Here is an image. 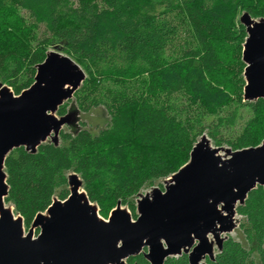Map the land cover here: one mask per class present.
<instances>
[{"label": "trees", "instance_id": "16d2710c", "mask_svg": "<svg viewBox=\"0 0 264 264\" xmlns=\"http://www.w3.org/2000/svg\"><path fill=\"white\" fill-rule=\"evenodd\" d=\"M21 10L34 20L24 19ZM240 10L264 17V0H0V70L7 67L14 94L33 83L48 48L59 47L87 74L73 93L78 110L104 105L111 115L110 127L97 135L86 128L62 130L58 146L47 140L35 152L21 146L7 154L5 203H12L28 229L57 198L56 190L69 185L66 172L79 173L101 215L120 201L129 202L136 218L129 199L139 198L148 182L179 171L205 130L216 146L227 143L234 151L263 141L264 98L246 101L253 113L232 139L221 134V125L233 122L223 112L244 100L239 73L246 68V26L233 20ZM183 32L187 39L180 44ZM227 44L230 52L224 54L220 46ZM184 97L188 103L182 106ZM193 105L213 122L192 113ZM56 113L65 114L60 106ZM68 194L61 189L58 199ZM244 202L237 212L247 218V240L262 254L264 187L257 185ZM223 244L207 264H254L241 243L227 238ZM127 261L150 264L142 254ZM164 264L190 262L185 254Z\"/></svg>", "mask_w": 264, "mask_h": 264}, {"label": "water", "instance_id": "95a60500", "mask_svg": "<svg viewBox=\"0 0 264 264\" xmlns=\"http://www.w3.org/2000/svg\"><path fill=\"white\" fill-rule=\"evenodd\" d=\"M240 23L247 34L242 49L244 101H256L264 98V17L254 19L244 12ZM58 49L46 53L35 80L20 94L0 83V264H128L131 256L140 254L150 264L185 254L190 264L215 260V247L222 251L228 237L223 235L234 231L238 205L257 185L264 187V139L258 146L233 151L215 148L209 137L201 136L189 160L165 180L163 189L140 194L135 219L120 201L107 219L100 218L73 172L67 176L69 196L55 198L24 232L23 216L5 206L6 156L21 146L35 152L48 138L58 146L62 126L71 123L73 113L59 117L57 108L87 76ZM222 150L227 155L222 156Z\"/></svg>", "mask_w": 264, "mask_h": 264}, {"label": "rangeland", "instance_id": "374dc122", "mask_svg": "<svg viewBox=\"0 0 264 264\" xmlns=\"http://www.w3.org/2000/svg\"><path fill=\"white\" fill-rule=\"evenodd\" d=\"M244 12H245V10H240V11H237V12L233 13V16H234L233 20H234L235 24H241L240 23V18L243 16ZM226 13H227V11H226ZM20 14L23 16L24 19H28L29 21H33L34 20V19H32L29 16L27 10H21ZM255 19H258V18H255ZM42 25L43 24H41L40 26L42 27ZM35 33L37 34V32H35ZM40 34L38 36H40ZM34 38H35V36H34ZM183 39L184 40L187 39L185 37L184 32L182 34H180V37H179L180 44H183ZM35 41L33 42L34 44H35ZM245 41H246V39H245ZM230 46L231 45H228V44H227V46L226 45L220 46L221 52H223L224 54H228V52H230V49H229ZM55 48L56 47H50V48H48V51L50 52V51L54 50ZM58 50H60V49H58ZM227 65H229L228 62H227ZM9 67L10 66H8V68ZM6 68L0 70V83L5 84V85H7V82H6L7 81V76H9L7 74L8 72H7ZM243 73L242 74H241V72L239 73V78L242 79L241 81L246 85V80L244 79ZM242 93L244 94L243 89H242ZM187 103H188V101L185 99V97L182 100H180V102H179V104L182 105V106H184ZM245 103H246V101H244V100H242V102L236 101V102H234L233 105L229 106V108L227 107V109L223 112V113H226V111H227V114H226V120L227 121L231 117H233L231 119V121L233 120V122H231V123L227 122V128L226 129H224L225 125H221V127H223V128H221V130H222L221 134H224V136H227V139L228 138L232 139L233 138V134L232 133L235 132L240 126H243L246 122H248V118L252 115V113H253L252 106L246 105ZM177 105H178V103H177ZM78 106H79V101H78V99L75 98V96H72L68 101H66L65 103L60 105V108H62L64 110L65 114L70 113V112L73 113V115H72L73 118L71 119V123L62 126L63 127L62 130L65 131V133H75L76 131L80 130L81 128H83V129L86 128V129L91 131L92 135H97L100 130L105 129V128L107 129L108 127H110L109 124H110L111 115L106 110L104 105H97V107L90 108L88 111H85L84 113L78 110L79 109ZM189 110L192 113H195V114L201 113L202 116H206L207 115V112L204 111L200 106H197V105L191 106ZM55 114H56V116L58 115L59 117L61 115H64V114H58V113H55ZM213 119H214V117L212 115H207L206 116V121H207L208 124L210 122L212 123L213 121H211V120H213ZM230 124H232V125H230ZM202 135H205V136H207V138L208 137L210 138V140H211L210 145L211 146H214L215 148L218 147V146L215 145V140H213V138L210 135H208V131L207 130H205ZM200 138H201V136H199V139ZM47 140L50 141V138H48ZM58 141L61 144L63 143V141L61 140L60 136L58 138ZM261 142H260V144H261ZM219 147H228L231 150H233L227 143L226 144H222V146H219ZM220 154L222 156L227 155L225 153V151H223V150H222V152H220ZM73 172H75V171L73 170V171H70V172H66V176L73 174ZM78 176L80 177L79 173H78ZM164 185H165V180H163L161 178L155 179V181L150 182V183L148 182L146 185H144L140 192H141V194H145L146 192H150L155 187L162 188V187H164ZM69 188H70L69 185L68 186L67 185L60 186V188H58L56 190V197L59 198L58 194H59L61 189L69 190ZM81 190L84 191L83 189H81ZM138 199L139 198H136V197L133 198L132 197L129 200L134 202V204L136 206V201ZM11 204L12 203L6 202L5 206H10L12 208V211H14L13 205H11ZM121 207H123V209H125L127 211H130L132 219H135V217L132 215V211L130 209L129 202L126 205H122L121 204ZM98 209H99V217L100 218L107 219L108 215L111 214V212H110L109 214H107V216H103L100 213V208H98ZM237 210H238V208H237ZM237 210H236V214H235V223L236 224H235V227H234V231L232 230L231 232L227 233L226 235H223V237L228 236V237H226V239L227 238H232L233 241H235L237 243H241L247 249L248 256H249L250 260L254 262V264H264V244H263V247H262V250H261L262 254H260V251L257 248V245L255 243L252 244V243H250L247 240V238H246L247 235H246V229L245 228H248V224H247L248 221H247L246 216L238 213ZM136 213H137V210H136ZM14 214H15V216H18V214L15 211H14ZM136 216H137V214H136ZM24 227H25V230H24L25 233L27 231H29V229H28V227L26 225H24ZM39 230H40L39 227L34 228V231H32L33 237L35 235H37ZM218 251H219V249L217 247H215V251L214 252L217 253Z\"/></svg>", "mask_w": 264, "mask_h": 264}]
</instances>
